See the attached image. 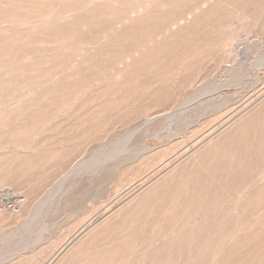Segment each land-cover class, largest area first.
<instances>
[{"label":"rangeland","instance_id":"1","mask_svg":"<svg viewBox=\"0 0 264 264\" xmlns=\"http://www.w3.org/2000/svg\"><path fill=\"white\" fill-rule=\"evenodd\" d=\"M0 196V264L183 206L201 264H264V0H0Z\"/></svg>","mask_w":264,"mask_h":264},{"label":"bare ground","instance_id":"2","mask_svg":"<svg viewBox=\"0 0 264 264\" xmlns=\"http://www.w3.org/2000/svg\"><path fill=\"white\" fill-rule=\"evenodd\" d=\"M113 86H115V85H113ZM132 88L134 89V87H132ZM214 132H215L214 130L210 131L207 134V136L211 135ZM147 146L150 147L151 144L148 143ZM20 194H22V193H20ZM21 197L24 198V196H21ZM18 198H19V196H18ZM0 199H2V198H0ZM8 201H10V200H8ZM15 203H16V201H15ZM1 205H2V203H1ZM6 207H7V204H6ZM182 208H184V210L181 209V211L175 212V214L173 213V215H168V217H163V216L154 217L152 214H148L145 217V219L141 220L138 223H135L131 227V229L126 233V235L124 236L125 238L122 239V241L120 242V245H119L121 247H124L122 253L115 254L114 251L111 250L109 257L105 258L106 260L100 261L99 258H97V259H94L90 264H201V260H200V258L202 257L201 252H203V251L205 252L206 249H207L206 252H208V250H211L209 248L210 246L203 247V249H202V247L195 246V244H198V243H199V245H203V246H205L206 244L203 242V238H201L198 241L197 235H195L194 233L191 237L184 236L183 227H185L188 224L189 227L191 226L193 228V226L195 224V226L197 228H199L200 226H202V224L200 223L202 221H200L196 215L195 216L192 215V216L187 217L186 218L187 221H180V219L183 217L182 216L183 211H185V207L183 206ZM9 209H11V208H9ZM212 209L218 211L220 209V205H218V207L213 205ZM16 210H17V208H16ZM107 210H108V208L105 209L104 212L106 213ZM186 229H188V228H186ZM244 250L246 252V254H245L246 259L250 253H251L250 259L254 258L257 255H261L262 257H264V245H260V246L254 245V246L249 247L248 249H244ZM243 257H241L242 260H245V257H244V259H243ZM43 264H49V263L43 262Z\"/></svg>","mask_w":264,"mask_h":264}]
</instances>
